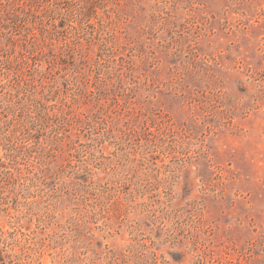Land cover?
<instances>
[{
  "label": "rangeland",
  "instance_id": "obj_1",
  "mask_svg": "<svg viewBox=\"0 0 264 264\" xmlns=\"http://www.w3.org/2000/svg\"><path fill=\"white\" fill-rule=\"evenodd\" d=\"M0 264H264V0H0Z\"/></svg>",
  "mask_w": 264,
  "mask_h": 264
}]
</instances>
